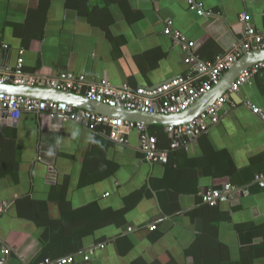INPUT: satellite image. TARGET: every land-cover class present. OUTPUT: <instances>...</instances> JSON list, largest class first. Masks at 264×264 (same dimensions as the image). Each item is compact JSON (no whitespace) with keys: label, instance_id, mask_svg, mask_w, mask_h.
Returning a JSON list of instances; mask_svg holds the SVG:
<instances>
[{"label":"crops","instance_id":"0c3cea01","mask_svg":"<svg viewBox=\"0 0 264 264\" xmlns=\"http://www.w3.org/2000/svg\"><path fill=\"white\" fill-rule=\"evenodd\" d=\"M0 0V71L21 50L30 75L83 76L114 86L154 88L194 74L192 56L164 33L167 23L213 61L264 28V0ZM4 45L8 48L4 49ZM220 111V122L152 163L137 131L120 145L47 113L11 119L0 110V260L39 264L75 255L74 264H264V69L252 73ZM148 128L158 146L164 132ZM248 196L211 207L199 193L226 184ZM156 226L154 231L150 227ZM132 229V231H129ZM90 256L85 261V256Z\"/></svg>","mask_w":264,"mask_h":264},{"label":"built area","instance_id":"2783aa9c","mask_svg":"<svg viewBox=\"0 0 264 264\" xmlns=\"http://www.w3.org/2000/svg\"><path fill=\"white\" fill-rule=\"evenodd\" d=\"M190 10L197 11L200 16L206 12L196 0H186ZM240 22L245 25L243 39L229 52L218 56L213 61H200L192 54L197 43L191 41L181 31L173 28L172 21L167 23L164 31L171 36L183 51L189 52L190 60L195 64L194 74L181 76L170 82L154 88H132L127 84L114 86L108 80L98 83L89 82L83 76L73 74H61L56 78H44L30 75L25 72L24 51L21 50L15 69L0 71V85H15L27 87H42L54 91L71 93L83 96L87 100L104 104L112 108L140 111L147 114L163 116L176 115L185 112L193 106L202 96L217 86L223 75L231 69L244 55L256 50H264V28L257 30L248 23L247 14L240 15ZM4 49L8 46L4 45ZM0 53V57H1ZM264 69V62L258 63L253 68L245 71L233 84L230 90L218 98L198 118L186 124L167 126L165 131L174 136L168 148L158 146L156 136L148 131V126L134 121L114 118L97 112L77 108L66 102L55 100H42L37 98L23 97L15 94L0 92V110L13 120H19L24 113H47L52 117L58 116L64 122H72L85 128L98 132L112 142L120 145L128 144L127 134L137 131L139 136L140 150L152 163L167 165L170 153L177 149L188 150L191 142L209 132L211 126L220 122V111L230 101L231 94L238 93L252 73ZM253 114L264 122V111L259 107L247 102ZM254 184L264 188V174H257ZM249 188H239L233 184H226L222 189H207L199 193L203 204L214 207L221 203L235 200L239 196H248ZM10 204L7 201L0 202V223ZM156 226L150 227L154 231ZM132 231V229H129ZM7 250L2 251L0 264L6 263ZM85 261L90 256L84 257ZM75 255H69L57 260L46 258L39 264H74Z\"/></svg>","mask_w":264,"mask_h":264},{"label":"water","instance_id":"95a60500","mask_svg":"<svg viewBox=\"0 0 264 264\" xmlns=\"http://www.w3.org/2000/svg\"><path fill=\"white\" fill-rule=\"evenodd\" d=\"M264 62V50H256L244 55L229 69L222 77L220 83L210 92L202 96L193 106L183 113L163 116L158 114H147L140 111L127 110L123 108H112L87 100L83 96L71 93L59 92L42 87H27L15 85H0V92L15 94L23 97L37 98L42 100H55L66 102L77 108L97 112L102 115L121 118L127 121L142 123L146 126L159 125L162 127L186 124L198 118L206 109L218 98L226 94L236 80L247 70L253 68L258 63ZM231 98L240 99L237 93L231 94Z\"/></svg>","mask_w":264,"mask_h":264},{"label":"trees","instance_id":"16d2710c","mask_svg":"<svg viewBox=\"0 0 264 264\" xmlns=\"http://www.w3.org/2000/svg\"><path fill=\"white\" fill-rule=\"evenodd\" d=\"M148 129H149V128H148ZM151 129H152L151 132H153V130H159L160 132H164V131H163L164 128L159 127V126H153V127H151ZM165 134H166V136L168 137V142H169V146H170L171 142H172L173 139H174V136H172V135H170V134H168V133H165Z\"/></svg>","mask_w":264,"mask_h":264}]
</instances>
